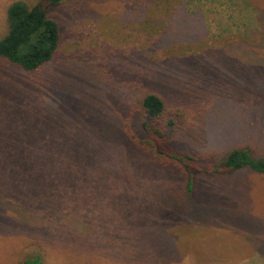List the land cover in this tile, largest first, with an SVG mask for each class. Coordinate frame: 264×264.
Here are the masks:
<instances>
[{
    "label": "rangeland",
    "instance_id": "1",
    "mask_svg": "<svg viewBox=\"0 0 264 264\" xmlns=\"http://www.w3.org/2000/svg\"><path fill=\"white\" fill-rule=\"evenodd\" d=\"M18 1L41 0H0V40ZM51 17L50 63L0 60V264L31 247L43 264L264 262L263 175L190 191L130 138L155 93L184 113L185 150L264 156V0H67Z\"/></svg>",
    "mask_w": 264,
    "mask_h": 264
},
{
    "label": "trees",
    "instance_id": "2",
    "mask_svg": "<svg viewBox=\"0 0 264 264\" xmlns=\"http://www.w3.org/2000/svg\"><path fill=\"white\" fill-rule=\"evenodd\" d=\"M66 1L41 0L34 6L22 1L11 4L8 32L0 40V60L27 73H34L50 63L62 39L60 25L51 17V11ZM131 113L132 117L137 116L142 132V137L130 134L135 146L165 167L182 171L188 178L190 191L199 174L221 175L250 170L264 176V156H257L248 147H233L209 156H200L181 147L177 135L186 126L184 113L176 109L169 114L165 100L155 93L138 97ZM39 232L44 233V230ZM22 256L17 264H43L42 255L34 247L24 250Z\"/></svg>",
    "mask_w": 264,
    "mask_h": 264
},
{
    "label": "crops",
    "instance_id": "3",
    "mask_svg": "<svg viewBox=\"0 0 264 264\" xmlns=\"http://www.w3.org/2000/svg\"><path fill=\"white\" fill-rule=\"evenodd\" d=\"M256 263H257V264H264V262H260V261H259V262H256ZM256 263H255V264H256Z\"/></svg>",
    "mask_w": 264,
    "mask_h": 264
}]
</instances>
